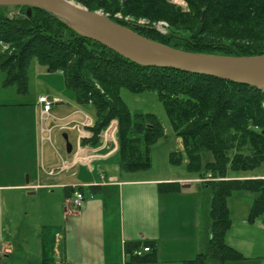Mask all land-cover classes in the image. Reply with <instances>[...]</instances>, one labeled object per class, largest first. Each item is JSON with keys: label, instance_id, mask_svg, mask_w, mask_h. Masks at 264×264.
Segmentation results:
<instances>
[{"label": "trees", "instance_id": "1", "mask_svg": "<svg viewBox=\"0 0 264 264\" xmlns=\"http://www.w3.org/2000/svg\"><path fill=\"white\" fill-rule=\"evenodd\" d=\"M93 12L161 44L196 54L221 56L264 55V0H72ZM11 9L20 11L11 17ZM134 18L126 22L116 17ZM145 19L148 24H139ZM165 22L167 34L154 23ZM0 70L8 85H27V72L36 60L49 72H60L77 105L93 107L95 122L84 145L97 146L100 136L113 121L118 123L119 163L125 172L147 171L152 167V149L164 132L154 114H132L121 90L132 93L156 92L174 133L183 141L188 157L187 171L199 175L211 191L210 236L203 251L182 264H225L246 257L226 242L232 226L228 200L235 192L257 194L247 221L264 216V178L238 176L264 164V91L207 75L171 68L145 67L127 60L102 44L87 39L55 15L33 8L0 7ZM211 154L203 164L202 152ZM173 165L182 155L170 154ZM237 175V176H236ZM81 192L82 188H77ZM97 192L98 188H90ZM182 190L180 183L162 184V193ZM75 188H65L67 198ZM149 248L151 252L138 256ZM125 253L128 264L158 261L155 242H130Z\"/></svg>", "mask_w": 264, "mask_h": 264}, {"label": "crops", "instance_id": "2", "mask_svg": "<svg viewBox=\"0 0 264 264\" xmlns=\"http://www.w3.org/2000/svg\"><path fill=\"white\" fill-rule=\"evenodd\" d=\"M41 96L29 103H10L0 96V264H128L126 244L147 241L156 244L158 261L153 264L194 260L210 236L211 200L207 195L204 207L200 189L192 191L194 184L202 189L203 184L153 176L151 168L123 171L117 127L104 130L97 146L84 145L92 135L89 126L73 127L88 116L79 117L78 110L69 114L74 116L68 121L71 129L55 133L61 157L52 146L58 156L52 162L41 155ZM59 133L65 146L64 135L73 145L66 158ZM171 183H180L182 190L160 191V185ZM66 187L83 189L80 210L72 204L74 192L66 197ZM234 195L228 200L232 226L226 242L246 260L225 264H264V216L248 223L250 209L233 208ZM37 196L41 200H31Z\"/></svg>", "mask_w": 264, "mask_h": 264}, {"label": "rangeland", "instance_id": "3", "mask_svg": "<svg viewBox=\"0 0 264 264\" xmlns=\"http://www.w3.org/2000/svg\"><path fill=\"white\" fill-rule=\"evenodd\" d=\"M175 3H179L183 5V8H187V6L184 4L182 0H173ZM9 16L16 17L19 16L20 11L17 9H11L7 12ZM119 19H123L126 22H134V18L131 17H124L122 14H119ZM139 24H148V21L145 19H140L138 21ZM153 27H155L159 32L163 34H167L170 27L165 22H157L153 24ZM4 47L0 43V55L3 52ZM27 85L24 87L26 90L23 91L22 87L19 85V83L10 84L8 85L6 83L7 80V73L5 71L0 70V96L5 98L10 103H29L34 102L38 95L42 94L43 96H46L44 94L48 93L47 91L50 89L51 96L53 97L51 100L54 99V108H53V116L54 118L51 121V125H59V127L55 128V133L57 135L58 130H70V126H72L73 123H69L71 119H73L74 116L69 115L72 110H78L82 113L78 114L79 117H84L85 115H88L90 117H86L84 121H81V123H76L77 125L73 126L76 128H84V126H89L88 128H91L94 125L95 122V110L93 107H80L77 105L75 100V95L73 92H71L65 85L64 76L60 72H49V70L41 66L35 59L32 60L28 72H27ZM121 96L123 98V101L129 108L130 112L132 114H154L163 129L164 136L163 138L157 142V144L152 149V167H151V174L153 176L157 177H171V178H187V179H197L199 178V175L196 173H189L187 171V163H188V157L186 155V151L183 145V141L180 137H178L172 128L171 122L167 116V113L164 109L163 104L159 101L157 97L156 92H145L141 94H135L130 92L127 89L121 90ZM56 98L59 100L56 101ZM64 102L63 105L64 110L60 108V105ZM62 112V114H61ZM61 115V116H60ZM63 116H66L64 119ZM94 120V122L92 121ZM83 122V123H82ZM65 125V126H64ZM117 127L118 129V123L111 125L108 127V130H115ZM76 128V129H77ZM42 135L40 134V137ZM58 145L60 146V149L62 150L63 156L66 158L68 154L66 153V146L64 145V142L62 141V135L61 133L58 134ZM54 148V147H53ZM52 148V145L48 141L41 142V155L45 156L47 159L51 160L52 162H58V156L54 152ZM176 152L180 153L182 155V163L179 165H173L170 162V154ZM212 156L209 152L203 151L202 152V162L205 164L208 161H211ZM237 176V175H236ZM240 179L247 178V179H260L264 178V164L256 169L253 172H249L246 174H239ZM206 180L198 179V182H204L203 184H206ZM189 182V180H187ZM186 184V183H185ZM201 184V183H200ZM201 191L202 193V201L204 204V207L206 205V196L208 195L209 199L211 200V191L210 189L203 185V189L198 187L196 184L193 185L192 191ZM235 197L231 199V206L233 208H237L239 212H241L243 209L246 208L250 209L253 200L257 197V194L252 192H246V191H239L235 192ZM31 200L39 201L41 200L39 196L37 197H31ZM211 220V218H210ZM149 264V263H148ZM153 264V263H152Z\"/></svg>", "mask_w": 264, "mask_h": 264}, {"label": "water", "instance_id": "4", "mask_svg": "<svg viewBox=\"0 0 264 264\" xmlns=\"http://www.w3.org/2000/svg\"><path fill=\"white\" fill-rule=\"evenodd\" d=\"M0 7H26L29 17L32 16L33 8L45 10L77 34L141 66L207 75L264 91V55L232 57L196 54L171 48L112 21L100 11H90L72 0H0ZM63 138L66 151L71 154L73 145L67 135Z\"/></svg>", "mask_w": 264, "mask_h": 264}, {"label": "built area", "instance_id": "5", "mask_svg": "<svg viewBox=\"0 0 264 264\" xmlns=\"http://www.w3.org/2000/svg\"><path fill=\"white\" fill-rule=\"evenodd\" d=\"M120 16L119 14L116 17ZM54 101L50 100L47 96H41L38 99V116L37 121L40 128L41 133V142L48 141L55 148L54 141V130L59 127V125H51V121L54 118L52 109H53ZM65 126V125H64ZM57 151V149H56ZM59 156L61 157V153L57 151ZM65 163V162H64ZM72 204L77 209L80 210L83 207L85 196L80 191H75L72 197ZM149 248H145L143 250H139L137 252L138 256H143L145 253H148Z\"/></svg>", "mask_w": 264, "mask_h": 264}]
</instances>
